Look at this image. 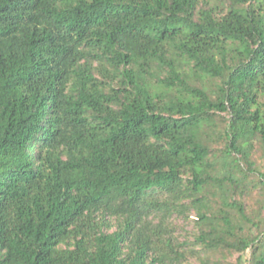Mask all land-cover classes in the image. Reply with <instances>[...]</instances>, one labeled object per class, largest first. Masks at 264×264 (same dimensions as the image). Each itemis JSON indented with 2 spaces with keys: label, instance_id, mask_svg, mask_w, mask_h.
Instances as JSON below:
<instances>
[{
  "label": "trees",
  "instance_id": "obj_1",
  "mask_svg": "<svg viewBox=\"0 0 264 264\" xmlns=\"http://www.w3.org/2000/svg\"><path fill=\"white\" fill-rule=\"evenodd\" d=\"M254 140L263 1L0 0V264H181L188 199L204 248L264 264V229L203 197L254 171Z\"/></svg>",
  "mask_w": 264,
  "mask_h": 264
},
{
  "label": "rangeland",
  "instance_id": "obj_2",
  "mask_svg": "<svg viewBox=\"0 0 264 264\" xmlns=\"http://www.w3.org/2000/svg\"><path fill=\"white\" fill-rule=\"evenodd\" d=\"M261 1L264 3V0ZM223 118H227L225 114L218 118L221 128L224 127L225 119L223 120ZM211 147L218 152L225 148V143L216 141L211 144ZM249 161L253 165V172L247 171V166L242 161L240 163L242 171L234 172V178L237 182L236 189H233L234 184L227 181L221 185L215 182L209 185L203 193L204 199L211 206V211L216 213L222 210L229 213L233 221L239 223L242 227V235L247 237L255 236L264 229V192L258 176L259 173H264V150L258 140L252 141ZM212 173L214 177L220 179L227 174V168L222 167L221 160H219ZM225 195L229 199V204L233 201L241 204L246 216L255 222L257 227L243 222L238 217L235 209L223 206L222 200ZM182 203L186 205L187 210L182 214H173L166 223L175 241L182 243L183 249L186 251L187 259L181 264H239L237 261L240 256L239 252L223 247L209 250L196 241V237L202 230H206L207 226L198 221L196 213L191 206L192 204H190V199L184 200ZM157 221V219L154 220L155 223ZM242 255L244 260H248L250 258V249H247ZM242 264L249 263L246 261Z\"/></svg>",
  "mask_w": 264,
  "mask_h": 264
}]
</instances>
